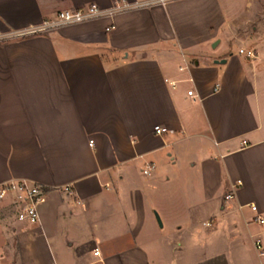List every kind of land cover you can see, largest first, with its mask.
<instances>
[{"label":"crops","instance_id":"0c3cea01","mask_svg":"<svg viewBox=\"0 0 264 264\" xmlns=\"http://www.w3.org/2000/svg\"><path fill=\"white\" fill-rule=\"evenodd\" d=\"M113 1L0 0V183L46 190L34 225L0 209L4 264H264V0L9 37Z\"/></svg>","mask_w":264,"mask_h":264},{"label":"built area","instance_id":"2783aa9c","mask_svg":"<svg viewBox=\"0 0 264 264\" xmlns=\"http://www.w3.org/2000/svg\"><path fill=\"white\" fill-rule=\"evenodd\" d=\"M169 1L171 0H142L129 3L126 0H114L112 5L105 9L91 4L76 10H63L56 13L53 18L43 20L37 26L25 29L20 32H14L9 37L45 34L64 26L76 25L104 18H112L117 14L131 9L146 8L157 5L164 6ZM182 62L184 65L179 67L180 71L186 68L183 56ZM187 95L192 97V91H187ZM154 131L156 134H161L166 132V129L155 126ZM154 169L155 167L153 164L147 163L141 168L140 171L144 176H149L152 174ZM237 185H239V182L231 187V190L225 196V199H230L233 197L234 189L237 187ZM45 196L46 190L44 186L38 183H33L26 180H14L0 183V209L4 207V209H8L10 212H12L17 222L30 225L36 224L39 221L38 205L43 201ZM250 207L252 211L256 212V207L254 205H251ZM255 220L259 224L264 223V218L260 215H256ZM206 225H209V223H206ZM254 246L259 255L264 253L263 245L260 240H255ZM93 253L94 255L99 256V251L97 248L94 249Z\"/></svg>","mask_w":264,"mask_h":264},{"label":"rangeland","instance_id":"374dc122","mask_svg":"<svg viewBox=\"0 0 264 264\" xmlns=\"http://www.w3.org/2000/svg\"><path fill=\"white\" fill-rule=\"evenodd\" d=\"M239 47H241L242 49H245L244 46H239ZM232 51H236V52H237V51H238V48H237V47H233V48H232ZM187 61L190 62L191 59H189V58L187 57ZM154 215H155V213H154ZM156 221H157V220H156ZM157 224H158V222H157ZM158 225H159V224H158ZM1 242H2V241H1ZM6 243H8V242H6ZM6 243H4V242L0 243V253L3 252V253H2L3 255H6V253H7V252L5 251V248H4V247H5L4 245H5ZM0 264H4V259H2L1 257H0Z\"/></svg>","mask_w":264,"mask_h":264},{"label":"water","instance_id":"95a60500","mask_svg":"<svg viewBox=\"0 0 264 264\" xmlns=\"http://www.w3.org/2000/svg\"><path fill=\"white\" fill-rule=\"evenodd\" d=\"M216 63L217 62H219V63H224L225 62V60H219V61H215ZM155 218H156V220H157V222H158V224H159V226H161V222H160V220H159V218H158V216L155 214Z\"/></svg>","mask_w":264,"mask_h":264}]
</instances>
